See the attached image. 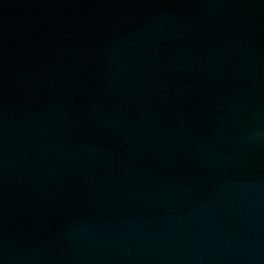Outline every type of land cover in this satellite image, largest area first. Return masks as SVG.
<instances>
[{
	"label": "water",
	"instance_id": "1",
	"mask_svg": "<svg viewBox=\"0 0 264 264\" xmlns=\"http://www.w3.org/2000/svg\"><path fill=\"white\" fill-rule=\"evenodd\" d=\"M0 264H264V0H0Z\"/></svg>",
	"mask_w": 264,
	"mask_h": 264
}]
</instances>
